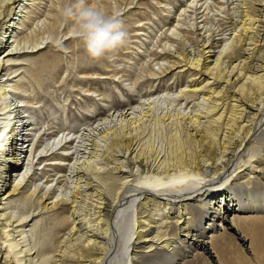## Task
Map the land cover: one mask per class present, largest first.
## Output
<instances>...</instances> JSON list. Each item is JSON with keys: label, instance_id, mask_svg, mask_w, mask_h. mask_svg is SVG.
Returning a JSON list of instances; mask_svg holds the SVG:
<instances>
[{"label": "bare ground", "instance_id": "1", "mask_svg": "<svg viewBox=\"0 0 264 264\" xmlns=\"http://www.w3.org/2000/svg\"><path fill=\"white\" fill-rule=\"evenodd\" d=\"M35 1L0 0V264H137L182 242L208 264H264V0H186L146 71L160 79L182 60L185 84L128 106L110 98L108 113L68 129L56 118L47 136L18 94L43 88L61 40L82 43L72 22L61 36L67 0H48L28 27ZM134 1L93 3L122 15Z\"/></svg>", "mask_w": 264, "mask_h": 264}, {"label": "rangeland", "instance_id": "2", "mask_svg": "<svg viewBox=\"0 0 264 264\" xmlns=\"http://www.w3.org/2000/svg\"><path fill=\"white\" fill-rule=\"evenodd\" d=\"M94 1L96 0H89V2ZM187 1L189 2V0ZM187 1L135 0V3L127 7L122 15H120L128 26L129 40L124 47L113 54L111 60L104 59L99 62L93 61L82 50L84 49L82 44H79V46H75L74 43L65 45V43H62L64 40H61V44L56 47L58 52L56 58L58 60L60 59V64L56 67V65L52 63L53 57H48V65L46 68L48 72L44 73L45 84L43 88L36 91V96L31 92L32 96H30L31 94H29V91H23V89L20 91V94H18L20 97L22 95L33 100L35 99L34 101L32 100L31 106L29 105L28 107L33 108V112H31L30 115L32 116V120L34 119L37 123L34 127L39 130L40 136H47L46 133L56 131L54 127L56 118L59 120L63 118V122H66V119H68L69 122L67 123L69 124L66 123L64 126L67 129L72 126L74 120L80 121V125L87 121H95L100 117L99 115L108 113L109 108L114 107V105L112 106V103H110V98H117L116 104H120V106H128V104L136 103L139 96L148 91L158 94L160 89L175 88L179 86V84H185L189 77V74L185 71V67L187 68L185 61H179L181 64L178 62L174 70L166 76L160 77V79L150 76L146 71H148L147 67L149 65L151 66V64H154L157 58L164 54L163 52L165 51L162 49V46L167 42L165 38L170 29L169 26L173 23L177 8L179 6L183 7ZM123 2L129 4V0H123ZM35 3L37 5L39 4L37 7L38 9H36V13L32 14L29 18L31 21L27 22L28 27L32 25V19L36 18L37 20L43 16L42 12L45 6L47 7V5H49L47 4L48 0H36ZM62 19H60L59 23L61 24L60 29L63 32L61 36L66 32L67 26L71 22H65V20ZM201 24L203 25V22ZM226 26L227 24L224 23L220 27H216L212 37L214 42L212 41L213 44L210 45V47H215L216 37L218 38L219 34L226 29ZM25 27H23V29H25ZM200 29L197 30L196 33L202 37L204 30L202 29L201 31ZM177 40L180 42V47L182 46L186 52H189L192 46L195 45L194 34L190 30L187 39L181 38L180 40L179 38ZM134 44L137 46L134 47ZM66 46H69V50ZM16 64L20 65L21 62ZM24 67L20 68L19 72L22 71L21 74H23L25 70ZM15 68L16 67H14V69ZM53 69L55 70L54 72H56L54 75L51 74ZM19 72L17 74H19ZM171 75L173 78H171ZM22 82L26 85L31 84L26 79ZM36 88H38V86H36ZM90 89H92V91ZM93 90L95 92H93ZM119 93H121V95ZM49 102H52L53 108L46 110L45 108ZM63 105L67 106L66 112H69L70 109L72 110V113H69L70 115L66 114L64 116L65 113L63 112H61L60 115L59 110ZM84 108L87 110H84ZM40 119L45 123H43L44 125H41L42 122ZM63 170L64 169L60 170L61 174L64 173ZM56 171L57 170H54V168L50 169V171H48V176L53 177ZM37 178L38 177L34 178V181H36ZM193 224L200 228L198 229L197 227L195 231L201 234L203 232L201 225H204V221H202V216H200V214L196 215ZM185 244L187 243L182 242L183 246H177L176 248L178 249L174 248L168 250L169 254H166V256L165 252H158V250H151L148 251V253L140 254L141 258H138L137 264H208V259L202 254L199 255V251L201 253L202 250H196L194 247L185 246ZM241 247L249 251L247 242L243 243Z\"/></svg>", "mask_w": 264, "mask_h": 264}, {"label": "clouds", "instance_id": "3", "mask_svg": "<svg viewBox=\"0 0 264 264\" xmlns=\"http://www.w3.org/2000/svg\"><path fill=\"white\" fill-rule=\"evenodd\" d=\"M65 22L93 61L111 60L129 40L128 26L118 11H107L89 0H67L61 7Z\"/></svg>", "mask_w": 264, "mask_h": 264}]
</instances>
